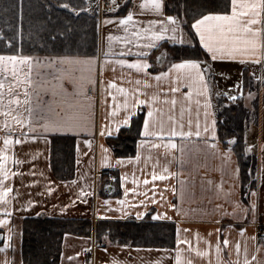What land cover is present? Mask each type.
<instances>
[{"label": "crops", "instance_id": "1", "mask_svg": "<svg viewBox=\"0 0 264 264\" xmlns=\"http://www.w3.org/2000/svg\"><path fill=\"white\" fill-rule=\"evenodd\" d=\"M88 1L92 11L95 0ZM163 2L161 13L151 7L142 8L143 0H113L109 11L97 16V45L88 53H0L32 57L17 66L15 75L10 65L9 71L0 70L3 82L0 88V151L6 154L0 155V159L5 160L8 173L7 180L2 176L0 180L12 190L0 200V207L8 209L7 213H0V219L8 217L0 224V264H4L5 259L11 264H25L24 223L28 218L37 217L91 222L92 230L88 235L63 233L58 264H85L86 261L88 264H111L113 259L119 264H176L177 249H180L183 264L189 261L218 264V259L223 264H244L245 256L248 264H258L253 257L264 260V234L260 233L264 227V104L260 101V92L250 91L251 84L262 79L264 63L257 62L259 56L256 59L213 58L200 44L192 22L194 38L209 57V61L199 60L207 87H198L191 78L175 80L176 70L170 76L157 79V73L168 71L170 63L179 62L170 59L167 46L194 43L178 17L177 23L183 32H178L175 38L171 32L160 40H153L148 34L164 26L150 25L149 21H164L169 28L173 26L167 21L171 14L165 10L166 0ZM130 10L134 12L133 20L120 24L119 18ZM228 11H231L230 0ZM137 31L141 32L139 37L135 35ZM125 40L128 42L123 43ZM122 59H146L149 66L144 70L121 65L118 61ZM244 71L250 78L245 89ZM144 80L149 83L144 84ZM78 84L83 90L77 88ZM153 94L157 100L132 108L131 124L141 113L140 135L134 154L116 156L108 139L131 124H122L118 131L107 135L101 128L111 124L113 119H123L127 114V108L122 106L125 101L151 100ZM220 102L224 105L240 103L246 111L247 116L241 122L244 155L252 160L255 168V186L248 188L245 194L233 142L230 145L232 140H229L225 145L219 136ZM150 107L154 109V125L165 133L163 136L142 134L143 119ZM70 113L83 119L86 130L46 132L43 129L46 121L62 119ZM16 119L28 123H17ZM112 127L114 129L115 125ZM212 130L216 132L215 137ZM173 131L187 135H167ZM32 136L37 139L32 140ZM54 136L71 137L73 141L74 170L70 178L60 179L54 174L51 163ZM5 137L11 140L5 143ZM170 142H174L175 147ZM229 147L230 157L222 156L221 152ZM118 158L123 159L118 162ZM161 176L164 179H160ZM134 178L139 183L134 182ZM49 188L52 191H48ZM81 189L87 203L77 199ZM128 189L134 191L128 193ZM154 196L155 203L151 202ZM29 200L37 203L29 207ZM105 200L109 203L104 204ZM120 200L125 204L121 205ZM235 201L242 202L246 214ZM253 204L255 209L251 207ZM234 208L236 214H233ZM98 212L103 215L98 216ZM157 213L159 215L154 218ZM106 221L172 224V239L157 243H96V225ZM221 228L222 232L215 231ZM241 228L243 233L239 231ZM178 236L180 244L176 242ZM225 238L228 244L223 243ZM185 239L190 244L184 243ZM217 244L221 249L219 254ZM197 248L205 254L199 255Z\"/></svg>", "mask_w": 264, "mask_h": 264}, {"label": "trees", "instance_id": "2", "mask_svg": "<svg viewBox=\"0 0 264 264\" xmlns=\"http://www.w3.org/2000/svg\"><path fill=\"white\" fill-rule=\"evenodd\" d=\"M225 0H166V12L182 22L186 33L194 39L191 46H167L171 60L193 58L209 61L198 45L191 23L208 11L223 10ZM65 4L71 7H65ZM88 0H0V53H88L97 45V15L85 11ZM229 5V0H228ZM79 9L73 11L72 9ZM229 9V6L227 10ZM264 79V64H263ZM248 74L244 71V89ZM264 82V81H263ZM140 115L128 128H122L108 143L116 156H131L140 135ZM219 117V116H218ZM221 141L227 145L235 138L232 148L240 167L242 193L255 186V168L244 155L243 127L231 128L218 118ZM67 137L52 139L51 163L60 179L73 175L74 147ZM249 186V187H248ZM91 222L86 219L28 218L24 223L23 260L25 264H58L63 233L80 235L91 233ZM172 224L114 221L96 225V243H157L171 241Z\"/></svg>", "mask_w": 264, "mask_h": 264}, {"label": "snow or ice", "instance_id": "3", "mask_svg": "<svg viewBox=\"0 0 264 264\" xmlns=\"http://www.w3.org/2000/svg\"><path fill=\"white\" fill-rule=\"evenodd\" d=\"M115 2V0H114ZM65 7H71L69 4H65ZM228 0H225L224 2V8L223 10H216V11H208L206 14L201 15L198 19H195L193 21V27L195 28L196 33L199 34V42L203 45L205 49H207L208 53H211L213 58L228 56L231 58H237V57H245L247 59H256L257 56L260 57V60L257 62L264 63V0H230V7L231 11L229 12L227 10L228 8ZM119 7V5H117ZM142 8H148L151 7V9L155 12H161L164 8V2L163 0H143V3L141 5ZM73 11H78L79 9L73 8ZM134 18V12L128 11V13L119 18L120 24H126L127 22L132 21ZM107 21V18H106ZM167 21L172 22V27L169 28L167 24H165L164 21H149L148 23L151 24H163L164 26L161 28L160 31H149L148 34L153 38V40H160L162 37H165L171 32L173 34V37L177 35V33H182L183 29L180 28L179 24L177 23V17L169 15L167 17ZM260 24V27H257L256 25ZM138 26V25H137ZM3 33H0V36H2ZM111 33H109V36L111 37ZM137 37L141 35L140 31H137L135 33ZM128 41L125 40L123 43H127ZM184 41L181 40V43ZM140 41L137 40V44H139ZM32 57L30 56H23V55H5L0 54V70H3L5 72L9 71V65L11 66V72L13 75L16 74L17 66L23 64L25 61H30ZM60 59H72V58H60ZM121 65H131L134 68L137 69H144L146 70L149 66V62L146 59H137V60H126L122 59L118 61ZM200 61L198 59L193 58H182L179 60V62H172L170 63V67L168 71H161L156 74V78L160 79L161 77H167L170 76L173 72V70H176V73L174 75V79L179 81L181 79L188 80L191 78L192 82L197 84L198 87H207V84L205 82V76L204 73L201 71L200 67ZM194 70V71H193ZM144 84H148V80L143 81ZM113 86L115 85V81H112ZM191 84L189 87L191 88ZM3 87V82L0 81V88ZM61 89L63 91H67V89L63 88V85H60ZM121 91H124L122 86H119ZM77 88L80 90H83L82 85H77ZM174 90V89H173ZM137 91H141L140 89H137ZM158 97L153 94L151 100L146 99H135L133 103H128L127 101L124 102L122 105L123 107L127 108V114L123 116V119H113L111 124H106L104 127L101 128V132L105 135H107L110 132L118 131L120 129V126L123 125H130L132 122V117L134 116V112L132 111V108L137 105H145L150 104L152 101L157 100ZM167 99V97H165ZM175 98H173L174 101ZM232 99H235V97H232ZM113 114L116 113L117 109L113 108ZM154 109L149 108L147 115L143 119L142 123V134L144 136H154V137H160L165 135V133L162 130H157V128L154 125V119H153ZM207 114V113H206ZM17 123H28L27 120H20L16 119ZM215 121H213V124ZM112 125H115V128L113 129ZM43 129L46 132H52V131H69V132H76L80 130H86L85 128V122L83 119L78 115L74 113L68 114L66 117L62 119H55L46 121L45 124L42 126ZM187 135V133L180 132H169L167 135ZM197 135H200L199 132L196 133ZM212 136H216L215 130H212ZM32 140H36V136L30 137ZM9 140H11V137H5V143H7ZM232 140H235L233 137ZM88 143H91V141H88ZM172 143V146L175 147L174 142ZM232 141H229V144L231 145ZM251 147V146H249ZM231 153V147L227 151L221 152L222 156H229ZM0 155H6L3 151H0ZM137 158H139V154L137 155ZM119 159L123 158H118ZM171 175V173H169ZM0 176L3 177V180H7L8 173L5 169V160L0 159ZM155 172H153V179H155ZM124 179H127V176L124 177ZM160 179H164L163 176L160 177ZM3 180H0V200L5 199V194L11 192L12 190L6 186H3ZM134 182L139 183V181ZM147 179H145V184H147ZM153 187L155 188L156 185L153 184ZM165 188H167V185H165ZM48 191H52L51 188L48 189ZM134 191V189H128L127 192L130 193ZM135 191H139V189H135ZM175 191V189H173ZM127 195V193H126ZM77 199H83L85 203H87V199L85 198V193L83 189L80 191V195L77 197ZM161 199L163 200L164 197L161 195ZM155 203V196L153 197V200L151 201ZM37 203V201L29 200L27 202L28 206L30 207L32 204ZM104 204H108L109 201L105 200L103 201ZM140 204H144L145 201H139ZM238 207L242 211L245 212L246 210L242 206L241 201H235ZM120 204L124 205L125 201L120 200ZM23 207V205H22ZM66 207V206H65ZM65 207L61 208V211L65 210ZM171 207L175 208V205H171ZM253 209H255V205H251ZM106 211V210H105ZM123 211V208L121 209ZM8 209L4 207H0V213H7ZM237 209H233V214H236ZM39 215V213L37 214ZM98 216L103 215L102 213L98 212ZM137 215H140L137 213ZM159 213H157L156 216H158ZM165 215H167L165 213ZM8 219L7 216H5L4 219H0V224H4L5 220ZM231 227V226H230ZM217 232H222L223 229H216ZM241 233L244 232V229H239ZM10 239V237H9ZM110 242V241H109ZM177 244H180V238L177 237ZM184 243H189L187 239H185ZM224 244H228L229 240L225 238L223 240ZM237 249H239V244H237ZM106 250V249H105ZM87 251V249H85ZM177 255L175 257L176 264H183L182 257L180 255V249H177ZM197 253L201 256L205 254V252H201L199 248L196 249ZM216 251L219 254L221 249L220 245H216ZM259 251V249H258ZM77 256L79 254H76ZM71 259V258H70ZM253 259H256L258 261V264H264V260H261L258 257H253ZM4 264H11L10 261L5 259ZM85 264H88L86 261ZM104 264V262H102ZM111 264H119L118 261L115 259L112 260ZM188 264H192L191 261L188 262ZM218 264H223V262L219 261ZM244 264H248V258L245 256Z\"/></svg>", "mask_w": 264, "mask_h": 264}, {"label": "rangeland", "instance_id": "4", "mask_svg": "<svg viewBox=\"0 0 264 264\" xmlns=\"http://www.w3.org/2000/svg\"><path fill=\"white\" fill-rule=\"evenodd\" d=\"M113 0H110L109 4L104 6L103 10L100 11L98 8L92 9V11L89 10L88 7L85 8V11L88 13L91 12L90 14H94L99 16H103L107 11H109L110 9V5L112 3ZM250 81V78H247V82ZM264 79L262 77V79L259 81V83H252L251 84V88L250 91H258V94L260 92V101L262 104H264ZM249 84V83H247ZM253 86V88H252ZM254 94V92H253ZM255 96V95H254ZM219 103V102H218ZM240 103H234V102H230L224 105L223 102H220L219 104V108H218V112H219V119L221 122H227V124H229V126L231 128H238V126H242L241 122L242 120L247 116L246 115V111L245 109H243L241 106H239ZM260 104V103H259ZM257 107V106H256ZM256 112V110H255ZM229 140H232V138H229ZM232 142L234 143L235 140H232ZM248 160V159H247ZM250 163H252V160H248Z\"/></svg>", "mask_w": 264, "mask_h": 264}, {"label": "built area", "instance_id": "5", "mask_svg": "<svg viewBox=\"0 0 264 264\" xmlns=\"http://www.w3.org/2000/svg\"><path fill=\"white\" fill-rule=\"evenodd\" d=\"M110 0H96L97 8L102 11L104 6L108 5ZM260 233L264 234V228L260 229Z\"/></svg>", "mask_w": 264, "mask_h": 264}, {"label": "water", "instance_id": "6", "mask_svg": "<svg viewBox=\"0 0 264 264\" xmlns=\"http://www.w3.org/2000/svg\"><path fill=\"white\" fill-rule=\"evenodd\" d=\"M161 59H162V57H161Z\"/></svg>", "mask_w": 264, "mask_h": 264}]
</instances>
